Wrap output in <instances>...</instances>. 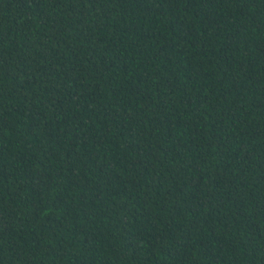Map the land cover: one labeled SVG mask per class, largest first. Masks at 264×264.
Segmentation results:
<instances>
[{
	"label": "trees",
	"instance_id": "obj_1",
	"mask_svg": "<svg viewBox=\"0 0 264 264\" xmlns=\"http://www.w3.org/2000/svg\"><path fill=\"white\" fill-rule=\"evenodd\" d=\"M0 264H264V0H0Z\"/></svg>",
	"mask_w": 264,
	"mask_h": 264
}]
</instances>
